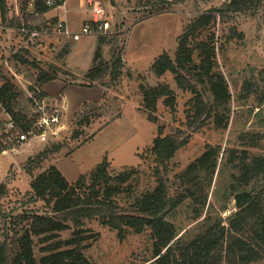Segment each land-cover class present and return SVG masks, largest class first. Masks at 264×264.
<instances>
[{"label": "rangeland", "instance_id": "1", "mask_svg": "<svg viewBox=\"0 0 264 264\" xmlns=\"http://www.w3.org/2000/svg\"><path fill=\"white\" fill-rule=\"evenodd\" d=\"M98 1L102 3L110 25L107 35L117 41L123 62L121 75L115 82L107 83L109 88L106 90L95 86L98 84L87 86L82 78L92 63L95 35L82 36L76 42L63 38H42L37 42L40 48L36 45L27 47L30 63L18 65L10 57L25 45L24 39L14 31L17 27L0 22V75L12 77L23 91L18 107L28 115H34L36 108L31 97L37 98L41 91L45 94L44 100L64 95L66 101L65 127L57 137L47 142L31 140L29 145L32 150L29 153L32 154L28 157L22 155L9 167L6 158L11 156L12 150L0 155V174H3L0 178V243L26 226L24 217L44 210L43 202H28V168H33L35 175L54 165L67 181L74 182L103 159L109 162V170L114 173L134 167L136 170L122 194L127 199L155 186L149 148L158 134V128L163 136L182 129L186 143L169 162L171 193L179 190L174 184L175 175L197 158L207 145L221 147L202 216L194 218L193 205L188 199L168 216L178 236H190L195 233L197 223L205 217L209 203L213 207V217L220 216L224 222L235 209L234 201L226 202L223 194L231 171L224 165L228 151L245 148L250 154L264 155V0L250 5L246 12L222 14L218 9L229 0H185L158 13L152 12L162 0ZM10 2L13 7L9 16L25 18L21 12V0ZM212 11L216 17L215 24L211 26L215 34L216 68L226 78L231 93L229 121L225 128H216L212 119H203L197 128L191 130L186 124V111L191 109L193 95L179 89L171 73L156 76L150 71V66L163 52L173 58L176 39L183 27L195 15ZM89 18L86 0H67L64 8L50 9L43 16L34 14L26 17L32 26L54 24L65 19L68 29L74 32L80 31ZM51 47H55L56 51L51 52ZM110 47L103 46L104 59L110 58ZM49 64L55 65L61 72L56 81L46 83L44 91L42 86L34 84L35 67L46 68ZM57 81L66 85L63 93ZM141 84L153 87L169 85L175 94L174 112L163 105V98H159L155 113L158 122L148 120L139 89ZM5 118L6 113L0 108V128ZM241 136L247 143L255 142V147L243 146L242 140H239ZM55 143L60 145L58 151L47 153L41 161L36 159L28 163L30 157L35 158L46 148L50 151ZM18 166L26 169V175L19 172ZM203 188V184L197 186V197L202 196ZM224 204L226 210L221 209ZM85 227L97 234L85 248L90 264H151L153 250L149 230L135 233L126 228L123 237L119 238L116 230L103 226L98 218L86 220ZM70 234L71 230H65L60 237L66 239ZM36 241L37 238H34L33 251L38 260L41 253ZM250 264H264V260Z\"/></svg>", "mask_w": 264, "mask_h": 264}, {"label": "trees", "instance_id": "2", "mask_svg": "<svg viewBox=\"0 0 264 264\" xmlns=\"http://www.w3.org/2000/svg\"><path fill=\"white\" fill-rule=\"evenodd\" d=\"M10 1L0 0L2 25L33 27L26 17L34 14L43 16L50 10L42 0H21V12L25 18H17L9 16L13 7ZM260 1L229 0L218 11L221 14L246 12L250 5ZM183 2L185 0L159 1L152 13ZM213 12L199 13L191 18L177 36L174 57L163 52L150 66V71L156 76L171 73L176 86L193 95L191 109L186 111V124L191 130L197 128L203 119H212L216 128H225L229 121L231 93L226 78L216 68L215 34L211 29L216 19ZM95 37L92 63L82 78L87 86L98 84L95 86L106 90L109 88L107 83L115 82L122 73L121 52L114 37L107 34ZM104 45L111 46L109 59L103 57ZM29 56L28 49H20L10 58L21 65L30 63ZM35 69L34 84L37 86L57 80L61 72L51 64L46 68L36 66ZM0 78V108L22 130L28 129L36 120V115L30 116L18 107L23 91L12 77L0 75ZM139 89L143 108L151 122H158L155 113L159 98H163V105L174 112L175 94L169 85L153 87L141 84ZM43 97L45 94L41 91L38 98ZM160 131L158 128V134L149 148L155 186L127 199L122 194L136 170L134 167L114 173L109 170V162L103 159L74 182L67 181L54 165L35 175L33 168L25 169L30 175L28 202L41 201L44 210L24 217L26 226L0 243V264H90L85 248L97 234L85 227V221L95 218L103 226L116 230L119 238L123 237L126 228L135 233L149 230L153 250L151 264H250L264 260V155L250 154L245 148L230 149L224 165L231 171L223 194L226 202L234 201L235 209L224 222L220 216L213 217V207L209 203L205 217L195 227V233L178 236L168 216L186 199L193 205L194 218L202 216L221 147L207 145L197 158L175 175L174 184L179 190L171 193L169 162L185 145L186 138L182 129L164 136ZM239 140L246 148L256 145L253 141H243L242 136ZM59 149L60 145L55 143L50 151L46 148L35 158L30 157L28 163L36 159L41 161L47 153ZM201 184L204 186L203 194L197 197L196 188ZM226 208V204L221 207L222 210ZM65 230H71V234L61 239L60 233ZM34 238H37L36 244L41 253L38 260L33 251Z\"/></svg>", "mask_w": 264, "mask_h": 264}, {"label": "built area", "instance_id": "3", "mask_svg": "<svg viewBox=\"0 0 264 264\" xmlns=\"http://www.w3.org/2000/svg\"><path fill=\"white\" fill-rule=\"evenodd\" d=\"M50 9L64 8L67 0H42ZM86 7L90 13L88 21L84 22L81 30L78 32L70 31L64 20H59L54 24H44L40 27L21 26L14 29L23 37L25 45L20 46L14 52L20 49H27L28 45L37 44L42 38H63L71 41H78L82 36L109 34V22L105 18V9L98 0H86ZM41 46V45H40ZM40 48V47H39ZM55 52V47L50 48ZM35 106L36 120L26 130H22L16 125L14 120L6 114V118L1 123L0 128V155L6 153L9 149L15 150L20 146L28 144L31 140L38 142H47L58 136L59 132L65 127L64 113L66 110V101L64 97L44 100L43 98L31 97Z\"/></svg>", "mask_w": 264, "mask_h": 264}, {"label": "crops", "instance_id": "4", "mask_svg": "<svg viewBox=\"0 0 264 264\" xmlns=\"http://www.w3.org/2000/svg\"><path fill=\"white\" fill-rule=\"evenodd\" d=\"M64 21H65V19H63ZM66 22V21H65ZM67 24V23H66ZM54 81H56V80H54ZM58 83H60V87H62L61 88V92L63 93V88H65V84L63 83V82H61V81H57ZM48 84V83H47ZM45 86H46V84H44L43 86H42V89L45 91ZM59 87V86H58ZM57 87V89H59ZM69 87V86H68ZM63 97H64V95H63ZM65 99V98H64ZM31 150H32V147L29 145V143L28 144H25V145H23V146H20V147H18L17 149H15V150H12V152L10 153L11 154V156L9 157V158H6V162H7V167H9V165L10 164H13V162L15 163V162H17L18 161V159H19V157H21L22 155H25V157H28L29 155H31L32 153H29V152H31ZM11 151V150H10ZM7 153V152H6ZM5 154V153H4ZM1 155H3V154H1ZM18 169H19V172L22 174V175H26V172H25V170L24 169H22V166H18L17 167ZM4 173L5 174H7L5 171H4ZM1 176H0V178L2 179V175L3 174H0ZM29 182V181H28ZM27 182V183H28Z\"/></svg>", "mask_w": 264, "mask_h": 264}]
</instances>
